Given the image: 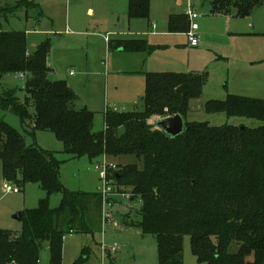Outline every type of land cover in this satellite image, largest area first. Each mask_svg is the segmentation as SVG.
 Wrapping results in <instances>:
<instances>
[{"label": "trees", "instance_id": "16d2710c", "mask_svg": "<svg viewBox=\"0 0 264 264\" xmlns=\"http://www.w3.org/2000/svg\"><path fill=\"white\" fill-rule=\"evenodd\" d=\"M261 1L233 2L234 16H249ZM221 2L226 0H211L212 13L229 15V11L221 12ZM35 7L29 0L26 9ZM3 12L0 8V78L22 73L25 85L0 92L1 112L18 117L22 131L31 137L36 132L53 133L63 145V154L71 159L131 156L141 162V169L137 164L117 166L112 179L119 191L131 189L140 202V221L133 226L155 237L159 264H183L184 236L190 238L192 253L200 263L264 264L263 100L228 95L224 101L204 105L208 114L262 122L255 129L188 122L183 117L188 102L201 96L203 77L149 73L145 75L143 110L108 111L104 129L95 133L94 114L86 108L75 109L78 99L72 89L50 79L49 43L28 53L24 32L2 31L1 21L8 20ZM148 14L149 0H128L129 19L147 18ZM174 27L171 19V30ZM114 48L148 54L152 50L143 41L126 40ZM19 93L24 94L23 99ZM165 107L171 117L180 115L184 122L183 132L175 138L147 124ZM55 154L36 144L27 146L21 133L0 116L3 181L20 188L36 184L45 193L36 209L21 213L18 234L0 230V264H39L45 243L49 264H61L64 236L90 233L100 225L99 191L89 194L65 189L59 178L61 162ZM54 194L62 200L52 209L49 198ZM231 245L238 247L237 252L229 251Z\"/></svg>", "mask_w": 264, "mask_h": 264}, {"label": "rangeland", "instance_id": "374dc122", "mask_svg": "<svg viewBox=\"0 0 264 264\" xmlns=\"http://www.w3.org/2000/svg\"><path fill=\"white\" fill-rule=\"evenodd\" d=\"M28 1L0 0V8L5 9L3 15L9 18L7 22L2 20L1 27L26 31L28 53L34 45L49 43L48 64L53 71L49 77L65 82L72 89L78 99L75 109L86 108L94 114L93 132L103 130L104 115L114 108L119 113L143 110L146 72L193 73L203 77L202 94L188 102L184 121L206 122L211 127L255 129L262 125L255 119L208 114L204 105L224 101L228 95L264 101V0L247 17H234L231 4L239 0L219 3L221 12L229 11L230 15L212 13L210 0H180V4L179 0H149L148 17L138 19L127 17V0H34L38 6L26 9ZM19 2L22 4L17 8ZM88 8L93 9V15L86 13ZM188 10L199 15L194 21L198 25V44L193 48L187 46ZM171 19L175 22L174 30L170 28ZM100 35L108 40L143 41L152 50L149 55L109 52ZM71 71L73 76H69ZM24 85L25 81L13 74L0 78V92L20 90ZM18 95L24 98V94ZM170 114L165 107L160 115L151 116L147 124L157 130V122L171 117ZM0 116L21 133L27 146L36 144L56 153L61 162L59 178L65 189L89 194L100 190L102 181L93 168L96 161L86 157L71 159L63 154V145L53 133L36 132L31 137L22 131L18 117L1 111ZM107 158L119 167L137 164L142 168V163L131 156ZM4 184L0 161V230L18 234L22 224L13 216L36 209L45 193L36 184L18 187L16 194L5 193ZM61 200V195H52L50 207L58 208ZM134 200L131 189L119 191L116 187L112 204L107 208L112 222L105 226L100 223L90 233H67L62 243L61 264H159L155 237L133 226L140 221L137 214L140 202ZM114 244L118 250L111 253L109 248ZM237 249L231 245L229 251L235 253ZM182 256L183 264H206L193 255L188 236L183 237ZM39 261L49 264L46 243Z\"/></svg>", "mask_w": 264, "mask_h": 264}, {"label": "built area", "instance_id": "2783aa9c", "mask_svg": "<svg viewBox=\"0 0 264 264\" xmlns=\"http://www.w3.org/2000/svg\"><path fill=\"white\" fill-rule=\"evenodd\" d=\"M186 16L190 22L189 30L186 33L188 44L191 47H195L198 44V38L196 31L198 30V25L194 22L199 15L193 10H188ZM16 78L19 80H24L25 75L20 73L16 75ZM112 111L116 112L115 109ZM94 171L98 174L99 178L102 181V186L99 190V194L102 198V208H101V224L105 226L112 222L110 215L107 213V208L112 204L113 197L116 194V185L112 179V176L117 171V165L110 161L107 157L103 156L96 161L94 165ZM5 193H18L19 189L11 184L5 183L3 186ZM122 195V194H119ZM124 198H128V196ZM125 200V199H124ZM103 251V247H101ZM118 250V245L114 244L109 248V252L114 253Z\"/></svg>", "mask_w": 264, "mask_h": 264}, {"label": "water", "instance_id": "95a60500", "mask_svg": "<svg viewBox=\"0 0 264 264\" xmlns=\"http://www.w3.org/2000/svg\"><path fill=\"white\" fill-rule=\"evenodd\" d=\"M157 128L167 136L175 138L183 132L184 122L180 115H174L157 122ZM21 213H16L13 218L21 222Z\"/></svg>", "mask_w": 264, "mask_h": 264}, {"label": "crops", "instance_id": "0c3cea01", "mask_svg": "<svg viewBox=\"0 0 264 264\" xmlns=\"http://www.w3.org/2000/svg\"><path fill=\"white\" fill-rule=\"evenodd\" d=\"M33 2H34V0H33ZM210 2H211V0H210ZM178 3L180 4L181 3V1L179 0L178 1ZM34 4L35 5H37L38 6V4H36L35 2H34ZM127 11H128V0L126 1V15H127ZM88 15H93V13H94V11H93V9L92 8H88L87 9V12H86ZM223 15V14H222ZM230 15V14H229ZM29 15L26 13V17H28ZM128 17V16H127ZM185 17H186V19H187V21H188V28H187V31L189 30V26H190V22H189V20H188V18H187V16H186V14H185ZM231 17H233V16H231ZM235 17V16H234ZM9 19V18H8ZM8 21V20H7ZM6 21V22H7ZM1 23H2V21H1ZM151 28L153 29V30H155L156 29V26H155V24H152V26H151ZM1 29H2V27H1ZM2 31H10V30H3L2 29ZM12 31V30H11ZM187 31H186V33H187ZM14 32H20V31H14ZM69 32H71V31H69ZM25 33V36H26V31L24 32ZM153 33V32H152ZM100 37L104 40V42L106 43V47L108 48V51L109 52H114V53H118V54H120V53H123L124 51H122L121 49H117V48H114L115 47V44H117L119 41H123L122 39H117V40H111V39H107V37H105V36H101L100 35ZM187 37V36H186ZM187 46L188 47H191V46H189V44H188V40H187ZM33 47H36V45H34ZM196 47V46H195ZM191 48H193V47H191ZM138 53H142V54H145V55H149L148 53H145V52H138ZM49 55V54H48ZM47 66L49 67V69H50V73H49V75L53 72L52 71V68L50 67V65L48 64V58H47ZM146 74H149L148 72H146ZM145 74V75H146ZM191 74H193V73H191ZM74 75V73L71 71V72H69V76H73ZM19 80V79H18ZM142 100V99H141ZM115 109V108H114ZM116 110V109H115ZM117 111V110H116ZM104 129V128H103ZM16 187V186H15ZM18 188V187H17Z\"/></svg>", "mask_w": 264, "mask_h": 264}]
</instances>
